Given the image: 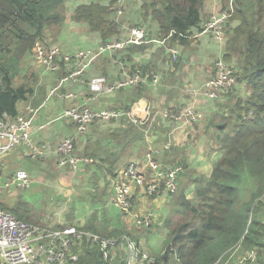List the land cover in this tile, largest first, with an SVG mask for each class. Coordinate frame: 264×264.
I'll return each mask as SVG.
<instances>
[{
    "label": "trees",
    "instance_id": "1",
    "mask_svg": "<svg viewBox=\"0 0 264 264\" xmlns=\"http://www.w3.org/2000/svg\"><path fill=\"white\" fill-rule=\"evenodd\" d=\"M61 1L0 0V118L4 113L16 115V103L32 96L36 75L23 64L22 56L32 54L37 39L49 44L43 33L48 26L60 22L61 15L55 9ZM206 1L140 0L139 17L147 25L154 22L160 38L172 31L168 45H185L191 39L181 34L199 28ZM233 4L222 58L238 69L237 81L245 86V92L241 94L238 85L232 89L236 94L228 96L226 92L221 99L213 100L217 109L209 116V124L215 144L212 149L220 153L219 157L208 175L180 163L184 175L176 190L168 194L169 212L163 222L167 240L153 264H215L242 236V249H255L259 264H264V0H233ZM114 7L115 0H92L89 4H78L72 17L84 21L104 42L118 34L117 24L110 19ZM167 59L170 61L169 55ZM179 62L180 58L173 66ZM63 63L60 61V65ZM73 68L63 70L62 76ZM19 75L22 81L16 84L14 78ZM138 132L143 141L142 131L131 124L105 138L124 147L131 145L129 149L133 151L132 143ZM76 147L79 146L75 144ZM83 155L92 161L98 157L86 151ZM109 171L111 178L117 173L115 169ZM0 208L27 221L19 215L17 206L10 209L0 204ZM121 232L124 231L103 234L114 236ZM73 264L116 263L101 260L95 248H88Z\"/></svg>",
    "mask_w": 264,
    "mask_h": 264
},
{
    "label": "crops",
    "instance_id": "2",
    "mask_svg": "<svg viewBox=\"0 0 264 264\" xmlns=\"http://www.w3.org/2000/svg\"><path fill=\"white\" fill-rule=\"evenodd\" d=\"M90 2L83 4H89ZM127 5L126 15L123 20L120 19L119 21L116 16L113 17L111 15L113 12L110 14V19L117 24L118 31L120 32L121 28L125 29L131 25L142 23L140 25L146 27L152 37L157 36V29L140 20L138 0H129ZM74 6L76 7L77 5ZM214 9L215 6L212 5L210 0H207L202 7L204 18ZM46 32L47 30L43 34L47 37L46 42L48 41L49 43ZM202 35L195 36L190 41L188 40L185 45L178 46L182 57L184 59L187 58L185 65L181 67L168 68L165 66L167 60L166 47L150 42L103 53L95 59V64L92 68L84 71L83 75L87 74V78L82 76L80 81L76 80L73 82L71 81L73 78L62 82L58 92H71V95L60 98L64 99L62 108H67L86 101V98L90 96L91 93L87 86L89 77L103 74L106 76L108 84L113 85L118 80H122L132 74L133 70L138 67L142 75V80L138 84L119 87L112 92L101 94L95 97V100L90 102V105L93 108H123L126 105L130 104L131 106L137 103L144 106L147 121L143 120L138 124L127 120L108 123L96 121L92 123L86 134L87 140H85L83 135H80L76 145L80 148L82 147L78 151L79 153L84 154L86 151L98 157L94 159L93 163L86 164L85 168H80L79 171L82 174L78 171L72 172L70 170L60 173L56 171L60 167L54 162L53 155L46 158H31L26 155L23 146L8 152L6 156L8 158L7 162L3 161L6 169L13 170L10 167V163L14 164L17 162L20 167L31 166L30 175L32 181L30 187H32L30 190L27 189L26 192L31 194L29 197H25L19 193L21 190H17L14 184H10L0 189V204L10 209L17 206L19 215L29 222H35V224L53 223L61 225L62 223H72L85 225L97 232L111 235L113 230H121L128 234L130 233L131 238H134L143 248L159 250L160 242L167 236V230L163 222L169 212L168 194L164 192L161 185L159 194L153 196L146 195L142 189L133 185L131 188V213L123 214L117 210L118 208L113 202L111 188L110 195H108L109 185H111L112 181L109 170L115 169L116 171L125 163L136 161L137 164L143 167L146 180H151L152 171L144 164V154L148 148L155 147L159 150L156 153V157L164 163L183 162L188 169L206 175L209 174L213 162L218 158L217 153L212 152L215 144L208 134V130L210 133L212 132V128L209 125V116L216 109V102L207 97H194L191 93L192 88L200 85L214 72V65L211 64L206 54L204 53L203 57H201L200 50L194 46V42L198 41V38ZM87 37L89 41L83 45L84 48H78L77 50L87 49L88 44L97 47L103 43L99 34L92 35L88 33ZM57 45L62 52L68 53L66 48H62L59 44ZM24 56H22L23 64L33 69L32 71L36 75V85L31 97L16 103V112L31 117L32 141L44 142L41 140V128H39V125L44 124V122L41 123L38 120L37 123L32 125L33 113L48 96L58 97L57 95H49V90L58 84L63 70L73 68V63H63L58 70L49 71L39 63L33 64L30 62L28 65V61L23 58ZM154 75L158 77L155 83L152 82ZM74 83H79L80 85L77 86ZM191 84H194V87L185 88L188 85L192 86ZM43 87H46V91L41 94L39 91ZM239 90L245 92V86L241 84ZM188 93L191 95L189 96ZM41 95L43 96L42 100L32 107L31 102ZM162 99L166 100V103L162 104ZM168 100H174V102H169ZM190 102L204 113V119L188 125L189 127L186 126L184 130L167 125L160 116L163 108L178 109ZM150 112L158 115V119L154 120ZM151 123L153 124L152 127H150ZM130 124L140 129L143 134V141L140 139L141 135L139 132L137 133L138 137H134L132 143L133 151L129 149L131 145L124 147L117 141L105 138V136L109 138L108 135L118 128H124ZM72 131V123L70 121L59 122L44 136V139L48 144H54L63 136L71 134ZM170 140L172 143L168 150L160 148L161 145L163 146L165 142ZM164 151L167 152L162 155ZM111 154H118V156L114 157ZM102 158L107 159V161L102 162ZM182 174L184 175V171L180 173L178 183L181 182ZM43 180L46 182H42ZM88 196H90V200ZM83 197H87V200L85 201ZM138 219H145L148 224H140L137 222ZM163 248L164 246L160 248L158 253ZM114 261H119L117 256Z\"/></svg>",
    "mask_w": 264,
    "mask_h": 264
},
{
    "label": "built area",
    "instance_id": "3",
    "mask_svg": "<svg viewBox=\"0 0 264 264\" xmlns=\"http://www.w3.org/2000/svg\"><path fill=\"white\" fill-rule=\"evenodd\" d=\"M127 1L129 0H115L114 12L118 20ZM210 2L215 9L207 17L203 16L199 28L181 35L192 39L200 34H208L219 43L221 53L214 61V73L200 84L199 91L196 88L191 89L194 97H207L214 100L221 99L226 92L232 90V86L235 84L238 86L239 83L237 81L238 69L222 58L227 39V24L234 12L233 0H210ZM139 3L140 0H138V6ZM140 24L142 23L126 27L125 33L121 36L118 35V31L115 39H109L95 49H80L72 54L62 52L56 44H47L40 39L35 40L31 57L47 70H58L60 61L72 62L74 66L70 73L62 76L58 84L49 90V95H57L59 98L71 95V92H58L62 82L73 78L71 81L82 79L87 66L99 55L131 45L150 42L159 46L164 45L170 57V61L166 60L165 66L175 68L171 65L180 58V50L177 44H167L172 31L163 38L152 37L147 28ZM157 79V75H154L152 82L155 83ZM141 80L142 75L138 67L133 70L132 74L118 80L113 85L108 84L103 74L89 77L87 86L91 93L90 96L82 103L64 108L60 115L72 123V133L63 136L54 144L31 140L29 132L31 117L24 116L23 113H17L14 116L4 113L0 118V156L23 146L26 155L31 158H46L53 155L58 167L77 172L82 165L93 162L91 157L77 152L81 149L80 147H76L77 150L75 148L78 137L86 134L92 123L127 120L138 124L143 120L147 121L143 105L135 103L131 106L129 104L127 108H93L90 102L101 94L112 92L119 87L138 84ZM240 93L244 92L240 91ZM160 116L167 125L184 130L186 126L201 120L204 115L190 102L178 109L164 108ZM171 143V140L165 142L161 149L168 150ZM157 152H159L158 149L150 147L144 154V164L152 171L151 180H146L143 167L136 161H129L116 170L117 173L111 181V189L113 202L121 213H131L133 185L142 189L148 196L159 194L160 185L167 194L176 190L178 177L183 167L178 162L164 163L156 157ZM0 171V189L14 184L17 189L26 190L31 185L32 177L24 169H6L3 161H0ZM137 222L148 224L145 219H138ZM242 238L243 236L227 252L220 255L215 264H259L255 249H242ZM88 248H95L101 260L115 262L114 259L117 256L119 261L115 262L116 264H153L156 256L140 246L127 232L109 236L71 223L57 226L39 225L24 221L13 212L0 208V262L4 264H73Z\"/></svg>",
    "mask_w": 264,
    "mask_h": 264
},
{
    "label": "rangeland",
    "instance_id": "4",
    "mask_svg": "<svg viewBox=\"0 0 264 264\" xmlns=\"http://www.w3.org/2000/svg\"><path fill=\"white\" fill-rule=\"evenodd\" d=\"M90 1H92V0H62L60 2V4L55 9V11L58 12L61 15L60 22L58 24L50 25V26L47 27V29H45V30H47L46 33L48 34V39L50 41L49 42L50 44H56V45L59 44L62 48H66L67 49L66 51L68 53L72 54L78 48H84L83 45H85L89 41L88 40V37H87V34L88 33H90L92 35L98 34L95 31L89 30L88 27H87V25H86V23L84 21H78V20H75L72 17V14H73V11H74V7H75L74 5L88 3ZM102 1L103 2H106V0H102ZM127 3H128V1L123 6V13L121 15H119V17H118L119 18V21H120V19L123 20L125 18L127 6H128ZM131 6H132V4H131ZM111 15H113V17L116 16L114 11H113V13ZM149 24H150V26L152 28L157 29V26H156V24L154 22H151L150 21ZM125 31H126V29L121 28V31L119 32V35L120 36L123 35L125 33ZM194 46H196L200 50V56L201 57H203L204 53L206 54L207 58L211 61V64L212 65H213L214 60L217 57H219V55L221 53V48L219 46V43L217 41H215L214 39H212L208 34H203L202 36H200L198 38V41H195L194 42ZM95 47L96 46H92V45L88 44L86 48L95 49ZM1 55L2 54H0V56ZM23 58H24V60H27L28 61V65H29L30 62L33 63V64L37 63L31 57L30 54H26ZM186 61H187V58L184 59L182 57V54H180V62H179V65L177 67H179V66L181 67L182 65H185ZM22 62H24L23 59H22ZM94 64H95V60H93L87 66V68L85 70H87L89 68H92L94 66ZM171 66L173 67V65H171ZM21 71H23V69H21ZM191 73H193V72H191ZM82 76H84L85 78L88 77L87 74H84ZM14 80H15L14 83H16V84L19 81H22L21 80V75L15 77ZM77 80L80 81V79H77ZM199 83H201V82H199ZM74 84H76L77 86L80 85L79 83H74ZM191 85L192 86H189V85L188 86H185V88H188V87H191L192 88V87H194V84H191ZM236 86L237 85L235 84L234 86H232L231 89L235 88ZM195 88L199 91L200 90V85H197ZM45 91H46V87H43L42 89L40 88L39 93L43 94ZM236 93L237 92L235 90L229 91L228 96H232V95H234ZM188 95L190 96L191 94L188 93ZM42 98H43L42 95L36 97L31 102L32 107L35 106V105H37L42 100ZM63 100L64 99H60L59 97L48 96L47 99L42 102V105L38 109L36 108L35 109V112L33 113L34 118H33V121H32V125H34L35 123H37L38 120H40L41 123L44 122V124L39 125V128H41V131H40V136L42 137L41 140H43L44 142H47L44 139V136L46 134H48V132L50 130H52L57 123L66 121L65 118L60 117V115H61V113H62V111L64 109V108H62V102H63ZM168 101L169 102H174V100H168ZM161 103L162 104L163 103H166V100H163L162 99L161 100ZM216 109H217V107H216ZM150 115H151V117H153L154 120H157L158 119V115H155L154 113H151V112H150ZM47 120H49V121L48 122H45ZM152 126H153V124L151 123L150 124V127H152ZM31 128L32 127H29L30 137H31ZM208 134L210 135V139H212V136H213V128H212V132L211 133L208 130ZM31 140H32V137H31ZM8 152H11V151H8ZM212 152L217 153V155L219 157V154L220 153L217 150H214L213 151V149H212ZM7 153H3L0 156V161L7 162V160H8V158L6 157L7 156ZM212 166H213V164H212ZM10 167L14 170L15 168L17 169L20 166H19V163L17 162V163H14V164L13 163H10ZM20 168L26 170L29 174L31 173L30 172L31 171L30 170L31 169V166L30 165H28L26 168H24V167H20ZM211 169H212V167H211ZM56 171L62 173V172H66V171H69V170H67V169L61 170L60 168H57ZM199 171H202V170H199ZM42 182L45 183L46 181L43 180ZM31 187H29L28 189L30 190ZM110 188H111V185H109V193H108V195H110V191H111ZM17 190H19V189H17ZM26 192H27V189L26 190L19 191V193L22 194L23 196L29 197L31 193H26ZM88 198L90 200V196H88ZM263 198H264V196H263ZM83 199L86 201L87 200V197H83ZM251 215L252 214H250L249 222L251 220ZM27 222H29V221H27ZM29 223H35V222H29ZM38 224H41V223H38ZM50 225H53L54 226L56 224L51 223ZM129 235L131 236L130 233H129ZM166 240H167V236H166V238L164 240H162L160 242V244H159V250H160V248H162L165 245ZM145 249H147V248H145ZM147 250L151 251L155 255L158 254V251H159V250H156L155 248L153 250H151V249H147ZM172 264H176V263L175 262L174 263L172 262Z\"/></svg>",
    "mask_w": 264,
    "mask_h": 264
},
{
    "label": "bare ground",
    "instance_id": "5",
    "mask_svg": "<svg viewBox=\"0 0 264 264\" xmlns=\"http://www.w3.org/2000/svg\"><path fill=\"white\" fill-rule=\"evenodd\" d=\"M242 108V107H241ZM244 108V107H243Z\"/></svg>",
    "mask_w": 264,
    "mask_h": 264
}]
</instances>
